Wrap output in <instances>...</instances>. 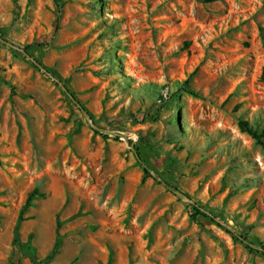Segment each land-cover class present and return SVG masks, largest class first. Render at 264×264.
<instances>
[{
	"label": "rangeland",
	"instance_id": "1",
	"mask_svg": "<svg viewBox=\"0 0 264 264\" xmlns=\"http://www.w3.org/2000/svg\"><path fill=\"white\" fill-rule=\"evenodd\" d=\"M263 65L264 0H0V264H264L159 183L264 248Z\"/></svg>",
	"mask_w": 264,
	"mask_h": 264
},
{
	"label": "trees",
	"instance_id": "2",
	"mask_svg": "<svg viewBox=\"0 0 264 264\" xmlns=\"http://www.w3.org/2000/svg\"><path fill=\"white\" fill-rule=\"evenodd\" d=\"M207 1H211V0H207ZM43 46H46V45L44 44ZM27 50H28V48H26V47L22 48V54H24L25 56L28 57L30 55H29ZM32 61H33L34 65L39 70H41L44 74L48 75L50 77V79L54 80L57 83L60 82V81H58V78L53 73H51L46 67L41 65L40 62L37 59L32 57ZM259 80L264 84V65H263V67L261 69ZM61 86L64 88L65 92L69 95L71 100L79 107V109L84 114H87L85 109L81 106V104L77 101V99L73 96V94L67 89V87H65V85L63 83H62ZM237 126H238V129L242 133H245L246 135H248L251 139H253L257 144H259L264 149V142L262 141L263 138H264V130L258 133L255 129H253L250 125H248L247 122H245L243 120H238L237 121ZM94 132L98 133L95 130H94ZM137 161L140 163L141 168H142V172H143L145 177L151 178L153 180H158L157 177L147 167H145L141 163V161H140V159L138 157H137ZM159 183H161L168 190H172L173 192H175L180 197H182V198H184L186 200L187 206L189 207V210H190V215H189L190 220H195L197 218H201V219H204L206 221H209V222L215 224L216 226L221 228L232 240L242 244L243 247L249 253L258 254L259 256L264 258V248L261 245L253 243L252 241H250L243 234L236 233V232H234V231L222 226L221 224H219L217 222L216 216L214 214H212L211 212L206 211L205 209H203L201 206H199L195 202H192L185 194L180 193L177 189L170 187L168 184H166V183H164L162 181H159ZM34 196H38V194L35 191H33L27 197L24 209L21 210V212L19 214L18 221L16 222V225H15V227L13 229V243L14 244H17V241H18L17 225H18V222H19V220L21 218V214L23 213L25 208L27 206H29V202L33 199ZM56 249H57V243L55 242L53 247H52V249H51L50 256H53L55 254Z\"/></svg>",
	"mask_w": 264,
	"mask_h": 264
},
{
	"label": "water",
	"instance_id": "3",
	"mask_svg": "<svg viewBox=\"0 0 264 264\" xmlns=\"http://www.w3.org/2000/svg\"><path fill=\"white\" fill-rule=\"evenodd\" d=\"M31 61H32V59H31ZM32 63H33V61H32ZM34 64V63H33ZM62 89L64 90V88L62 87ZM65 91V90H64Z\"/></svg>",
	"mask_w": 264,
	"mask_h": 264
}]
</instances>
